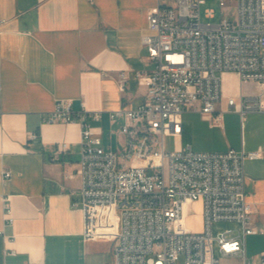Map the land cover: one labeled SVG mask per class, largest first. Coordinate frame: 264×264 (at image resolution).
Here are the masks:
<instances>
[{
    "label": "built area",
    "instance_id": "built-area-1",
    "mask_svg": "<svg viewBox=\"0 0 264 264\" xmlns=\"http://www.w3.org/2000/svg\"><path fill=\"white\" fill-rule=\"evenodd\" d=\"M215 1L229 10L217 23L201 21L205 0H156L147 11L142 45L151 68L131 73L144 89V100L109 113L111 123L123 121L121 148L106 150L100 131L87 123L99 121L100 114L73 111L70 101H56L44 119L80 126V159L73 175L79 190L71 206L81 211L84 241L112 242L108 264H220L222 258L264 264V249L256 263L245 254L253 211L244 191L243 164L260 154L201 153L177 146L185 111L218 124L217 105L224 98L227 111L240 117L264 113V0ZM205 14L213 17L212 11ZM224 73L236 76L237 94L223 96ZM129 75L117 73L121 92ZM247 83L254 84L252 95L241 91ZM167 139L173 140V150L166 149ZM66 150L62 143L60 152ZM196 202L202 204L199 232L187 225ZM108 217L116 223L113 233L107 231ZM3 222H13L7 204ZM219 223L239 230L214 233Z\"/></svg>",
    "mask_w": 264,
    "mask_h": 264
},
{
    "label": "crops",
    "instance_id": "crops-1",
    "mask_svg": "<svg viewBox=\"0 0 264 264\" xmlns=\"http://www.w3.org/2000/svg\"><path fill=\"white\" fill-rule=\"evenodd\" d=\"M155 5L156 0H0V264L111 261L112 242L84 241L81 211L71 206L79 190L73 175L80 159V126L44 119L56 101H70L73 111L100 114L99 121L87 123L100 131L106 150L113 149L105 144V134L114 136L115 149L122 147L118 128L123 121L111 123L109 113L144 100V89L131 73L151 68L142 38L148 34L147 11ZM119 71L130 74L123 92ZM221 79L223 96L237 94L234 74ZM241 91L252 95L254 84H243ZM217 111L222 113L218 124L196 111L183 112L177 146L201 153L260 154L243 164L244 191L253 211L245 254L256 263L264 249V113L240 117L227 111L224 98ZM7 171L10 176L4 178ZM6 204L11 224L3 222ZM106 222L113 233L115 221L108 217ZM220 264L242 262L222 258Z\"/></svg>",
    "mask_w": 264,
    "mask_h": 264
},
{
    "label": "rangeland",
    "instance_id": "rangeland-1",
    "mask_svg": "<svg viewBox=\"0 0 264 264\" xmlns=\"http://www.w3.org/2000/svg\"><path fill=\"white\" fill-rule=\"evenodd\" d=\"M206 11H212L213 17L211 19L205 17ZM229 12L228 9H222L218 2L215 0H205V4H203L200 7V18L203 23L211 22V23H217L219 20L227 13ZM104 142L106 145H109L110 148L113 150L115 149V138L114 136H110L109 134L104 135ZM166 149L173 150L174 148V142L172 139H167L166 142ZM188 219H187V225L190 227L192 231L199 232L201 231V223H202V204L201 202H196L192 206H190L188 210ZM237 226L235 224L230 223H219L213 226V232L215 233L217 229H226V228H236Z\"/></svg>",
    "mask_w": 264,
    "mask_h": 264
}]
</instances>
